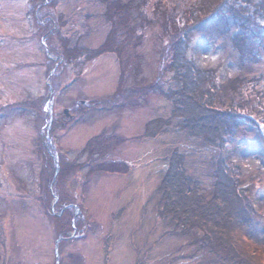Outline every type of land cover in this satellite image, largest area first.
Here are the masks:
<instances>
[{"label":"rangeland","instance_id":"rangeland-1","mask_svg":"<svg viewBox=\"0 0 264 264\" xmlns=\"http://www.w3.org/2000/svg\"><path fill=\"white\" fill-rule=\"evenodd\" d=\"M103 11L98 0H60L53 17L62 16L60 30L73 43L79 41L97 48L110 28ZM45 16L52 17L49 6L35 7L30 0H0V264L57 261L60 230L55 226L53 213L61 215L63 211L54 208L58 198L51 200L50 208L47 204V193H43L40 183L45 164L38 151V141L48 136L49 125L37 120L36 110L7 109L10 103L37 100L42 94L46 99L45 114L52 108L62 119L53 132L54 156L57 160L61 155L85 164L78 174L80 202L72 203L75 215L85 213V234L59 240V264H211L194 244H189L187 237L170 232L157 216L154 193L174 148L188 155L189 170L203 181L207 190L213 182V158L221 154L217 148L179 131L176 121L155 138L144 135L147 123L168 117L171 111V104L159 94L139 89L153 83L159 75L160 50L165 44L159 27L147 30L142 48L143 72L136 78L131 76L126 85L136 87L134 92L140 96L125 105L120 102L96 107L92 103L105 100L117 90L121 74L117 56L104 53L85 61L80 68L70 65L54 68L48 74L53 65L48 63L47 55L58 60L60 41L57 35L42 41L45 28L39 22ZM52 25L57 27L51 21L49 26ZM207 25L194 30L190 57L200 65L215 67L220 80L227 83L242 73L236 52L227 37L217 35ZM252 70L251 76H264V55ZM73 114L78 115L75 120ZM261 130L243 124L241 135L233 139L221 156L242 169L244 185L255 205L254 223L247 234L264 250ZM102 134L120 140L106 156L126 164L129 170L125 173H88L89 153L88 149L83 150L90 139ZM42 142L48 146L46 139ZM77 180L74 177L67 188L73 191ZM52 190L58 196V189Z\"/></svg>","mask_w":264,"mask_h":264},{"label":"trees","instance_id":"trees-1","mask_svg":"<svg viewBox=\"0 0 264 264\" xmlns=\"http://www.w3.org/2000/svg\"><path fill=\"white\" fill-rule=\"evenodd\" d=\"M30 1L35 7L38 4L51 9V19L45 16L39 22V26L45 28L41 33L42 41L55 35L60 41L58 60L47 55L48 63L53 65L48 68V74L54 68L65 69L70 65L80 68L85 61L104 53L117 56L121 71L117 90L105 100L92 103L96 107L120 102L125 105L133 97L140 96L134 92L136 87L126 85L131 76L136 78L143 72L142 48L147 30L159 27L161 40L165 42L160 50L159 75L153 83L139 89L159 94L171 104V111L168 117L147 123L145 136L155 138L172 128L176 121L179 131L200 139L208 147L217 148L222 154L232 145L233 139L241 135L243 124L264 128V88L261 87L264 76H251L253 65L264 55V0H98L104 7L103 15L110 28L97 48L79 41L73 43L63 35L60 30L64 23L62 16L53 17L60 0ZM51 21L57 27L49 26ZM206 24L217 35L227 37L236 52L242 73L227 83L220 80L215 67L200 65L190 57L194 30ZM47 46L52 49L50 44ZM39 98L10 103L7 109L36 110L37 120L42 124L48 122V136L38 141V151L45 164L40 178L41 189L47 193L49 208L51 200L57 197L54 208L63 211L59 215L52 207L55 226L60 230L57 237L63 236V240L72 237L74 224L77 229L74 236L80 237L85 234V213L82 211L76 216L72 203L80 202L78 174L85 164L61 155L56 159L52 152L55 151L53 132L56 125L62 124V119L52 108L45 114L43 100L46 99L43 94ZM261 132L264 137V130ZM109 137L102 134L90 139L85 146L83 151L88 149L91 164L89 174L129 170L126 164L107 158V153L120 141ZM44 139L48 146L42 142ZM221 154L213 158V182L207 190L203 181L189 170L188 155L174 148L167 157V167L154 193L157 216L170 232L187 237L189 244H194L211 264H264V250L247 234L253 226L255 212L254 200L244 185L242 169ZM94 159L97 162L93 163ZM74 177L78 180L72 191L66 185ZM52 187L58 189V196L53 194Z\"/></svg>","mask_w":264,"mask_h":264},{"label":"water","instance_id":"water-1","mask_svg":"<svg viewBox=\"0 0 264 264\" xmlns=\"http://www.w3.org/2000/svg\"><path fill=\"white\" fill-rule=\"evenodd\" d=\"M85 102V101H84ZM59 170H57V173H58ZM57 199V197H56ZM61 238H58V240L56 241V256H57V264H59V250H58V244H59V240Z\"/></svg>","mask_w":264,"mask_h":264},{"label":"flooded vegetation","instance_id":"flooded-vegetation-1","mask_svg":"<svg viewBox=\"0 0 264 264\" xmlns=\"http://www.w3.org/2000/svg\"><path fill=\"white\" fill-rule=\"evenodd\" d=\"M73 115H75V114H73Z\"/></svg>","mask_w":264,"mask_h":264}]
</instances>
